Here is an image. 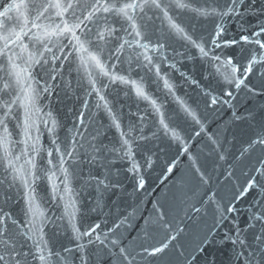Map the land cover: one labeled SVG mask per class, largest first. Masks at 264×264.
Returning <instances> with one entry per match:
<instances>
[{
  "label": "water",
  "instance_id": "obj_1",
  "mask_svg": "<svg viewBox=\"0 0 264 264\" xmlns=\"http://www.w3.org/2000/svg\"><path fill=\"white\" fill-rule=\"evenodd\" d=\"M199 3H205V0H199ZM207 3L211 4V0ZM176 14L193 39L205 47L209 57H204L198 47L175 36L170 40L171 47L150 51L148 55L153 58V63L159 65L160 75L172 86L171 93L164 87L163 80L157 79L155 68L149 71L147 67L137 66L134 59L131 67L126 61L121 64L113 60L110 63L116 64L114 71L138 82L144 78L145 94H150L148 101L137 98L130 85H122L119 81L101 93L106 100H100L94 93L89 96L86 80L84 88H78L74 80L76 73H73L68 77L73 79L71 91L65 94L61 90L59 95L42 97L36 104L40 109L35 117L39 132L34 129L31 135L39 136V155H24L26 145L19 142L24 137L18 134L20 129L15 127L16 120L12 119L8 125L12 132L8 150L16 166L28 168L25 161L35 156L38 167L51 169L47 176L37 179L32 185L35 192L32 193L33 203L27 216L21 209H28L29 205L16 194V188L12 190V200L7 208L17 218V227L31 237L27 240L28 246L48 243L49 251L55 248V254L50 255L52 264L57 260L64 264L61 257L68 255L65 247L73 250L72 264H81V255L90 257L88 264H119L117 254L121 247L132 250L133 255L142 253L132 264H234L238 249L227 241L226 234L234 238L233 229L237 232L244 229L248 243L252 244V233L247 231L249 225L245 222L252 211L259 214L253 201L260 197L258 189L251 192L245 189L244 193L240 190L249 177L264 184V175L261 174L264 172V145L250 146L264 135V90L261 87L264 62L255 65L253 74L245 81L247 87H229L228 90L233 92L230 98L222 96V89L227 86L223 73L231 72V67L223 62L232 58L234 64L242 60L246 63L251 55L261 61L264 49L246 45L242 40L239 46L217 49L208 41L214 27L220 24L226 39L239 40L241 35L249 34L259 22L264 21V16L245 14L242 17H225L221 21L219 16L204 18L187 10L169 11V15ZM25 15V10H21V14L13 12L12 19L8 21V32L19 31ZM155 24L157 28L166 27L167 21L162 25L160 20H156ZM32 31L38 29L33 28ZM8 32L0 29V36ZM24 42L32 46L27 37ZM2 43L0 40V46ZM248 49L258 50L249 53ZM213 55L220 59L210 60ZM17 63L25 66L23 60ZM141 63L147 62L141 58ZM5 64L6 58H0V67ZM236 66L240 67L239 64ZM4 78H7L5 72L0 71V79ZM14 88L17 94L23 95L19 86L14 85ZM249 88L256 94L249 92ZM212 98H219L220 103L212 105ZM151 99H155L158 106L162 103L160 113L155 112ZM84 100L87 101V109L81 107ZM106 102L111 112L104 109ZM185 108L194 114L195 119L183 110ZM89 109L91 119H86L81 125L77 115L84 111L87 116ZM161 113L168 118L170 127L167 133L159 124ZM112 117H116L120 128L115 127ZM140 117H144L143 122ZM53 120L56 121L54 132L50 131ZM44 121L48 122L47 126ZM133 124L135 127L130 129ZM71 137L84 145L79 148L77 144L79 154L76 159L80 163L73 165L71 158L65 157L63 166L69 169V173L78 169L83 178L69 175L66 190L64 175L47 161L58 160L63 149L74 143ZM52 139H56V145ZM125 140L127 145L123 144ZM90 143L101 148L95 153V161L91 162ZM57 146L61 148L60 153L56 152ZM48 151L53 152V157L47 156ZM3 155L0 149V182L7 187L13 181V173L11 169L6 171L7 162ZM16 156L20 159L15 160ZM106 174L105 183L109 187L105 189L100 185L98 188L96 181L104 179ZM90 176L91 182L85 186L84 180ZM141 179L144 180L143 188L138 186ZM15 184L24 191L18 179ZM229 206L236 211L225 212ZM96 225L100 227L91 236L95 243H90L88 236L77 238L76 229L83 232ZM209 231L212 235L204 240ZM97 235L101 239L107 236V247L96 240ZM166 235L169 247L163 253L151 256L144 252L145 248L150 250L158 245ZM172 236L176 239L172 240ZM112 240L117 241L116 246L111 245ZM201 240L207 245L204 251H198Z\"/></svg>",
  "mask_w": 264,
  "mask_h": 264
},
{
  "label": "snow or ice",
  "instance_id": "obj_2",
  "mask_svg": "<svg viewBox=\"0 0 264 264\" xmlns=\"http://www.w3.org/2000/svg\"><path fill=\"white\" fill-rule=\"evenodd\" d=\"M175 9L187 10L196 17L219 16L223 21L225 17H242L245 14L264 16V0H211V4H208L207 0L205 3H199V0H189V2H185V0H4L3 3H0V29L5 32H8V21L12 19L13 12L17 14H21V10L27 12L23 19V26L19 28V31H11L7 35L0 36V40L3 42L0 46V58H6V64L0 67V71H4L7 77L0 79V149L3 150V159L7 162L6 171L11 169L13 173V181L7 187H4L3 182H0V264H52L50 255L55 254L54 247L49 251L48 243L28 246L27 240L31 237L17 227V218L7 208L12 200V190L16 188V194L26 200L29 205L28 209H21L24 216H27L33 203L32 193L35 192L32 185L37 179L47 176L51 171L50 168L38 167L35 156L25 161L28 168L16 166L8 150V145L12 143V132L8 127L10 121L16 120L15 127L20 129L18 134L24 137L19 141L26 145L24 155L31 156L32 153L39 155L41 152L38 144L39 136L32 137L31 135L34 129L39 132L35 117L40 109L36 107V104L42 97L46 99L52 95H59L61 90L65 94L71 91L73 79H68V77H71L73 73H76L74 80L78 88L83 89L86 80L89 96L94 93L99 96L100 100H106V97L101 93L119 81L122 85H130L137 98L148 101L150 94H145L144 78L141 77L138 82L131 79L130 76L114 71L116 64L110 63L113 60L119 61L121 64L126 61L131 67L134 59L137 66L147 67L149 71L155 68L157 79L163 80L164 87L171 93L172 86L167 79L160 75L159 65L153 63V58L148 55L150 51H162L166 46L171 47L170 40L175 36L198 47L204 57H209L205 47L198 44L182 25L178 19L179 14L169 15V11H175ZM28 16H31V19ZM156 20H160L162 25L166 20V27L157 28ZM29 25L31 26L29 27ZM33 28L38 31L33 32ZM29 33H31L30 36ZM129 36L132 39H128ZM26 37L32 42L31 47L29 43L24 42ZM241 40L246 45H256L258 49H264V21L259 22L249 34L241 35L239 40L236 38L226 39L222 24L217 25L214 27L213 33L210 34L208 43L218 49L239 46ZM17 48L19 52L16 51ZM137 49L143 51H137ZM258 49H248V51L252 53ZM126 53L127 56H125ZM141 58L147 63H141ZM209 59L219 60L220 57L213 55ZM18 60H23L25 66L18 64ZM261 62H264V58L258 61L254 55H251L246 63L243 60L236 61V64L240 65L238 68L232 58H226L223 63L231 67V72L223 73V79L227 82V86L222 89V96L227 98L233 96V92L228 90L231 86L236 89H240L242 85L247 87L245 81L253 74L255 65ZM217 71L219 72V69ZM237 73H239V77ZM25 84H27L26 87ZM14 85L19 86V91L23 95L17 94ZM261 87L264 90V82ZM248 91L256 94L252 88H249ZM205 95L209 94L205 93ZM218 103H220L219 98L211 99L212 105ZM151 104L156 113L161 112L162 103L158 106L156 100L151 99ZM81 107L88 108L86 100L82 101ZM97 107L100 105L98 104ZM103 107L107 112H111L107 102ZM183 110L195 119L194 114L187 108ZM86 119H91L90 109L87 116L84 111L77 115V121L81 125ZM140 119L143 122L144 117H140ZM167 119L166 114L161 113L159 124L166 133L170 127ZM112 121L116 128H120V124L116 123V117H112ZM47 123L44 121L45 126ZM52 125L50 131L54 132L55 120L52 121ZM134 127V124L130 125V129ZM76 130L78 131V129ZM129 134L122 133V135ZM96 135H99V131ZM70 139L74 143L63 149L58 160L49 159L47 161V164L58 168L64 175L66 190L69 175L73 177L79 175L83 178L82 172L78 169L69 173V169L63 166L66 163L65 157L71 158L73 165L80 163L76 159L79 154L77 144L79 148H83L84 145L75 141V137ZM133 142L135 143V141ZM52 143L56 145V139H52ZM123 144L127 145L128 141H123ZM257 144L264 145V135H260L250 146ZM89 147L91 148L89 160L90 162L95 161V153L101 151V148L99 145L91 143ZM69 148L72 150L70 151ZM27 149H30V152ZM56 152H61L59 146H57ZM130 152L131 148L129 147ZM47 156L53 157V152L48 151ZM19 159V156L15 157V160ZM109 162L111 163V161ZM167 170L172 171L171 168ZM261 174L264 175V172ZM48 178L51 179L50 176ZM107 178L106 174L104 179L96 181L98 188L100 185H103L105 189L109 187L105 183ZM17 179L24 191L17 188L15 184ZM91 179V176L85 179L84 185L87 186ZM138 186L143 188V179L138 182ZM245 189L249 192L258 189L257 195L260 197L258 201L255 199L253 201L259 209V214L255 210L252 211L248 221L245 222L249 225L247 231L252 233V244L248 243V236L244 229H240L239 232L233 229L234 238L226 234V239L234 249H238L235 252L234 264H264V184L249 177L240 193H244ZM193 207L195 206L193 205ZM224 211L234 212L236 209L229 206ZM99 227V225L90 226V230L83 232L76 229L77 238L88 236L89 242L95 243L91 240V236ZM241 233H245L243 237ZM209 235H212L210 231L205 235L204 240H207ZM106 239V235L104 239L96 236V240L105 247H107ZM171 239L175 240L176 237L172 236ZM168 240L169 237L166 235L158 245L152 246L150 250L145 248L144 252L151 256L163 253L169 247ZM204 240H201V247L198 248V251L206 250L207 245H204ZM111 245L116 246L117 241L112 240ZM79 247L84 248L83 245H79ZM64 251L68 253L67 256L61 257L64 264H72L73 250L65 247ZM257 253L260 257L259 261ZM117 256L119 264H126V262L132 264L136 256H142V253L137 252L133 255L132 250L121 247ZM130 257L131 259H129ZM79 259L81 264H88L90 257L81 255ZM56 264H60V260H57Z\"/></svg>",
  "mask_w": 264,
  "mask_h": 264
}]
</instances>
